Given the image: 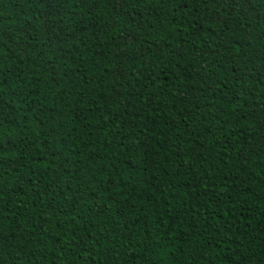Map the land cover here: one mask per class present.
Returning <instances> with one entry per match:
<instances>
[{"label": "trees", "instance_id": "16d2710c", "mask_svg": "<svg viewBox=\"0 0 264 264\" xmlns=\"http://www.w3.org/2000/svg\"><path fill=\"white\" fill-rule=\"evenodd\" d=\"M0 264H264V0H0Z\"/></svg>", "mask_w": 264, "mask_h": 264}]
</instances>
